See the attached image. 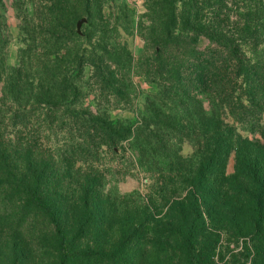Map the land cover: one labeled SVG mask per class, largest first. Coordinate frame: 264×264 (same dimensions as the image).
<instances>
[{"label":"trees","instance_id":"1","mask_svg":"<svg viewBox=\"0 0 264 264\" xmlns=\"http://www.w3.org/2000/svg\"><path fill=\"white\" fill-rule=\"evenodd\" d=\"M86 1L41 0L36 24L25 10L29 33L45 27L59 38L44 54L24 50L18 68L7 65L0 22V233L12 241L13 264H26L28 253L35 264H123L149 243L162 264H202L201 239L224 231L253 240V264H264V0L238 12L242 22L233 33L223 27L228 0L153 1L155 67L148 58L146 73L167 82L159 83L155 100L169 111L148 109L141 123L128 125L108 113L130 101L112 65L128 67L132 56L125 46L120 52L106 43L107 30L87 52L97 86L110 90L101 97L108 109H76L81 95L75 84L88 58L65 42L76 35L71 28ZM122 26L115 21L109 32L119 34ZM200 37L212 46L198 48ZM35 56L55 62L31 77ZM35 113L51 131L53 115L62 114L63 143L54 150L44 151L41 133L31 130ZM260 129V138L244 136ZM185 142L195 147L188 157ZM126 143L136 162L164 181L158 195L141 198L133 210L125 201L117 206L116 190L106 192L101 175V160L123 157ZM233 153L235 172L227 175ZM171 200L157 219L165 207L158 201ZM241 214L245 224L237 221Z\"/></svg>","mask_w":264,"mask_h":264},{"label":"rangeland","instance_id":"2","mask_svg":"<svg viewBox=\"0 0 264 264\" xmlns=\"http://www.w3.org/2000/svg\"><path fill=\"white\" fill-rule=\"evenodd\" d=\"M24 1L25 5L21 6L14 0H0V22L5 25L7 38L6 62L10 68H18L21 65L24 50H32L38 55L44 54L51 50V47L55 45L56 40L59 38L58 33L56 34L53 30L45 27L34 28L35 31L33 33H29L26 30L23 22L24 11L27 10L29 16L35 14L33 24H36L38 23V14L42 12V9L39 7L41 0ZM153 1L155 0H87L85 3H81L79 10H77L79 16L75 26L71 28V31L76 35L68 34L69 38L66 41L69 42H65L66 47L62 42L63 47L66 49L75 47L81 54H86V58H88L89 54L87 51L92 52L91 45L100 44L99 41L104 36L103 32L107 30L105 41L108 45L120 47V52H122V47L124 48V46L128 49L132 56L131 61L128 60L129 63L127 62L126 66L128 67L123 68V65L120 67L112 65V69H115L117 73L116 77L120 80L118 86L130 98L128 104L118 103L116 104L118 105L116 109H111L112 111L110 110L108 113V117L118 124L141 123V119L147 117L148 109H152L156 113L169 111L166 107L157 104L155 100L159 91V83L166 84L167 82L162 80L163 77L161 75L156 76L146 73L148 68L145 65H147L146 60L148 58L152 63V67H155V61H152V57L155 54L149 42L152 34L150 30L151 20L154 15L151 8ZM228 1L230 9L229 19H226L223 27L233 33L238 28V21L242 22L238 12L242 13L248 6H254L256 2L262 0ZM43 12L47 13L46 10H43ZM80 19H86V22L82 24L80 33H78L77 23ZM115 21L123 25L119 34L109 32ZM197 46L198 48H206L212 45L206 37H200L197 41ZM41 48L44 49L43 52H41ZM123 58L126 59L124 56ZM54 62L51 56H35L32 60H29L32 67L28 70V75L31 77L38 76L36 74L37 69H42L49 65L53 66ZM85 63L84 72L78 77L75 84L79 90V95H81L80 104L76 109L94 112L108 109V106L103 101L101 102V97L109 95L110 90L109 88L97 86L90 58ZM59 64L61 68H58L63 72L69 66L66 62ZM61 117L62 114L53 115V130L51 131L48 124L42 123V120L38 121V119H44L42 114L35 113L33 116L30 128L36 133L38 131L41 133V143L44 151L54 150L56 145L63 143L64 132L60 131L59 128ZM199 130V127H197L196 132L198 133ZM260 131L262 129L254 135L248 133L244 134V136L260 138ZM124 146L125 150H122L123 157L120 155L118 159H113L110 156H105L101 160V175L106 184V192L111 189L116 190L112 193V199H115L117 206L125 201L124 205L128 210H133L132 207L140 203L141 198L146 201L152 194L158 195L157 188H160L164 181L156 173L147 172L149 165L145 163L143 167L141 163L136 162L137 154L132 148L128 147L127 143ZM194 150L195 147L189 142H185L182 146V154L185 157L190 156ZM234 172L235 154L233 153L228 161L227 175H233ZM158 202L165 205L161 215L156 216L160 220L167 213L172 200L168 204L166 201L164 203ZM118 210L120 209L116 208V211ZM245 217L246 215L241 214L237 221L245 224L247 220ZM208 227L210 228L211 226L209 225ZM210 230L212 231V228ZM228 232L224 231L220 237L207 235L201 239L200 249L202 250L200 253L202 264H253V240L238 237ZM11 245L12 241L0 233V264H13ZM99 252L97 254H100ZM131 254L133 255V253ZM160 255L159 249L149 243L147 246H142L140 253L134 259H131L130 256L124 258L123 264H162ZM25 260L26 264H35L31 253L26 255ZM100 260L97 259L96 263H100ZM106 263L113 264L111 261Z\"/></svg>","mask_w":264,"mask_h":264},{"label":"water","instance_id":"3","mask_svg":"<svg viewBox=\"0 0 264 264\" xmlns=\"http://www.w3.org/2000/svg\"><path fill=\"white\" fill-rule=\"evenodd\" d=\"M86 22V19H80L77 23V29H78V33H80V30H81V26L83 23Z\"/></svg>","mask_w":264,"mask_h":264}]
</instances>
